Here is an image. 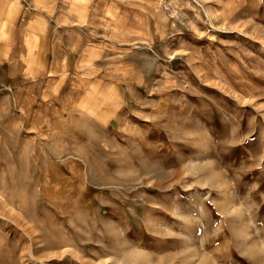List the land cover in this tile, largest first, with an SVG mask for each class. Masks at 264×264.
Here are the masks:
<instances>
[{
    "label": "rangeland",
    "instance_id": "1",
    "mask_svg": "<svg viewBox=\"0 0 264 264\" xmlns=\"http://www.w3.org/2000/svg\"><path fill=\"white\" fill-rule=\"evenodd\" d=\"M0 264H264V0H0Z\"/></svg>",
    "mask_w": 264,
    "mask_h": 264
}]
</instances>
